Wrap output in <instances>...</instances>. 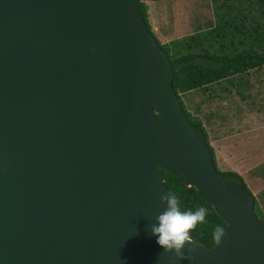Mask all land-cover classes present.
<instances>
[{"label":"water","instance_id":"1","mask_svg":"<svg viewBox=\"0 0 264 264\" xmlns=\"http://www.w3.org/2000/svg\"><path fill=\"white\" fill-rule=\"evenodd\" d=\"M141 0H0V264H264L254 197L188 121ZM182 175L226 224L192 259L151 232Z\"/></svg>","mask_w":264,"mask_h":264},{"label":"rangeland","instance_id":"2","mask_svg":"<svg viewBox=\"0 0 264 264\" xmlns=\"http://www.w3.org/2000/svg\"><path fill=\"white\" fill-rule=\"evenodd\" d=\"M141 2L147 6V21L151 32L162 46L166 45V47L163 46V50L169 55L173 51L186 53L198 49L200 50L195 51L196 54H199L201 49H208L210 52L220 51L230 47L231 44L238 47L239 51L243 48L246 50L250 44H256L254 39L256 34L262 35L264 32V19L259 16L260 0H141ZM229 3L234 6V14L242 13L236 16L238 22L242 19L244 23L241 28V31H244L242 35L232 34L233 32L229 30L224 31L216 23L217 15L224 13ZM193 36L196 38L190 43L191 50L187 49L186 51L179 45L173 44H184ZM254 49L257 53H262L260 52L261 48L255 47V45ZM241 73L210 85L209 90L204 92L193 90L183 95L181 99L187 112L195 118L197 117L205 129L209 145L214 149L217 170L221 173L232 171V165L245 166L249 162L244 156V150H239L240 141L238 144L236 137H222L230 135L232 132L225 133V130L217 125L220 124L219 120L224 121V118H229L227 117L229 114L217 110V105L219 104L223 108L222 102L227 103L228 99L237 95L244 103V108L249 111L264 109L262 105L264 100L260 99L264 97V64L261 67L248 68ZM239 84L241 85L239 86ZM226 91L232 94L226 96ZM208 95L212 98L208 99ZM224 98L227 99L224 100ZM206 100H209V105L204 103ZM239 110L237 109L236 114L241 112ZM227 129L230 128L227 127ZM218 140L220 142L217 143ZM233 145H236V148H232ZM234 149L242 151L240 159L235 158ZM252 150L264 154L261 144L254 143ZM255 213L258 218H262L257 207H255Z\"/></svg>","mask_w":264,"mask_h":264},{"label":"trees","instance_id":"3","mask_svg":"<svg viewBox=\"0 0 264 264\" xmlns=\"http://www.w3.org/2000/svg\"><path fill=\"white\" fill-rule=\"evenodd\" d=\"M254 3V2H252ZM258 4V3H255ZM259 16L264 19V0H260ZM239 6V3H238ZM141 10L143 13V18L151 32V27L147 21V6L141 2ZM252 10V8H251ZM242 13L234 14V6L232 4H227L226 11L224 13H219L216 17L219 26L224 30H229L233 32L232 34L242 35L244 31L241 28L244 26L243 20L239 22L236 20V16ZM245 20V17L243 18ZM152 33V32H151ZM153 35V33H152ZM154 36V35H153ZM197 36V35H196ZM155 37V36H154ZM196 37H191L189 41L183 43H173L174 45H179L181 48L187 51L191 50L190 43ZM156 39V38H155ZM256 44H250L245 46L241 51L238 47H234L232 44L220 51L210 52L208 49H201L199 54H196L192 50L189 52L173 51L171 55L168 54L172 69H173V89L180 99V103L185 112V115L192 125L193 129L196 131L198 136L202 141L208 145L213 162L215 163L214 151L211 146H209L208 136L203 128L200 120L190 113L187 112L183 102L181 101L182 96L193 91L209 90L210 85L220 82V80L229 78L230 76L240 75L241 72L252 67H261L264 64V32L262 35L256 34L254 37ZM156 41H158L156 39ZM159 43V41H158ZM160 44V43H159ZM183 44V45H182ZM187 44V45H186ZM244 44V43H243ZM255 47L261 48L262 53H257L254 49ZM163 49V46L160 45ZM169 46V45H168ZM241 83V82H239ZM233 84V83H232ZM241 84H239L240 86ZM228 90V89H227ZM228 92V91H226ZM229 93V92H228ZM212 97L208 95V99ZM209 101V100H208ZM264 108V106H263ZM255 116L264 118V109L253 111ZM260 118V119H262ZM164 177V184L168 188L170 194H172L178 201V204L182 211L192 210L195 211L199 207H204L208 210V215L206 217V222L199 225L195 231L192 232V241L195 243H200L208 248H212L214 245L213 231L216 226H222L226 229V224L217 215L214 208L206 203L200 198L198 192L194 187H189L187 182L184 180L182 175H170L164 170H159ZM218 171V170H217ZM219 172V171H218ZM226 181L233 182L241 185L245 190L249 191L243 178L232 171L219 172ZM250 192V191H249ZM254 207H259L254 199ZM262 219V218H261Z\"/></svg>","mask_w":264,"mask_h":264},{"label":"crops","instance_id":"4","mask_svg":"<svg viewBox=\"0 0 264 264\" xmlns=\"http://www.w3.org/2000/svg\"><path fill=\"white\" fill-rule=\"evenodd\" d=\"M167 45H170V43ZM227 93L228 92H226L225 94L226 96L232 94ZM225 99L227 98H224V100ZM260 99L264 100V97H261ZM231 100L232 102H229ZM204 103L206 105L210 104L208 100H206ZM222 105L224 106L223 108L218 104L217 110L229 114L227 116L229 118H224V121L219 120L218 123L220 124L217 125H220L219 128L224 129L225 133L232 132V134L222 137H236V142H238V144L240 141L239 150H244V156L247 157L249 162V164H245V166L232 165V172H235L243 178L247 188L253 195L259 207L260 215L264 221V154L252 150L255 143L261 144L262 150L264 151V118L255 116L254 112H251L248 109L244 108V103L240 98L237 97V95L236 97L232 96L231 99H228L227 103L222 102ZM262 105L264 106V103H262ZM237 109H240L239 111L241 112L236 114ZM227 127H229L230 129L228 130ZM216 142L218 143L220 142V140ZM232 148H236V145H233ZM239 150H233V154L237 159H240V156L242 154V151Z\"/></svg>","mask_w":264,"mask_h":264},{"label":"clouds","instance_id":"5","mask_svg":"<svg viewBox=\"0 0 264 264\" xmlns=\"http://www.w3.org/2000/svg\"><path fill=\"white\" fill-rule=\"evenodd\" d=\"M160 202L165 204L166 208L156 217L157 222L151 225V232L158 238V245L161 246L164 252L174 253L175 257L180 260L192 259L191 255H185L184 250L187 247L189 253L194 251V247H188L189 245H194L192 232L199 225L206 222L208 210L204 207H199L195 211H182L177 199L170 193H162ZM261 220L263 221V219ZM224 236L225 228L219 225L216 226L213 231V239L217 245L222 243Z\"/></svg>","mask_w":264,"mask_h":264}]
</instances>
